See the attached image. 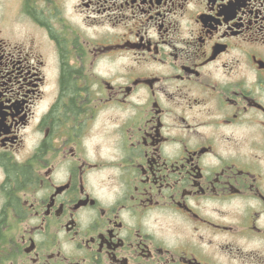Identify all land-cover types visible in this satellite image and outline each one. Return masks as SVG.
<instances>
[{
	"label": "flooded vegetation",
	"instance_id": "flooded-vegetation-1",
	"mask_svg": "<svg viewBox=\"0 0 264 264\" xmlns=\"http://www.w3.org/2000/svg\"><path fill=\"white\" fill-rule=\"evenodd\" d=\"M0 5V264H264V0Z\"/></svg>",
	"mask_w": 264,
	"mask_h": 264
},
{
	"label": "rangeland",
	"instance_id": "rangeland-1",
	"mask_svg": "<svg viewBox=\"0 0 264 264\" xmlns=\"http://www.w3.org/2000/svg\"><path fill=\"white\" fill-rule=\"evenodd\" d=\"M1 11H2V8H1V5H0V16H1ZM14 38V37H13ZM16 39V38H15Z\"/></svg>",
	"mask_w": 264,
	"mask_h": 264
},
{
	"label": "trees",
	"instance_id": "trees-1",
	"mask_svg": "<svg viewBox=\"0 0 264 264\" xmlns=\"http://www.w3.org/2000/svg\"><path fill=\"white\" fill-rule=\"evenodd\" d=\"M66 86H67V85H66ZM15 172H16L15 170H12L11 174H15Z\"/></svg>",
	"mask_w": 264,
	"mask_h": 264
}]
</instances>
